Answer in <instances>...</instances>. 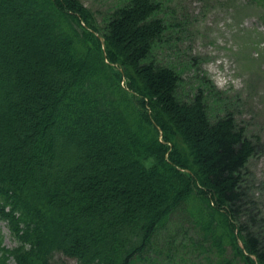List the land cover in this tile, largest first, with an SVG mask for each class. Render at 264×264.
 <instances>
[{
	"label": "trees",
	"instance_id": "trees-1",
	"mask_svg": "<svg viewBox=\"0 0 264 264\" xmlns=\"http://www.w3.org/2000/svg\"><path fill=\"white\" fill-rule=\"evenodd\" d=\"M161 13L119 0L100 26L81 0H0V219L18 243L0 264H187L182 250L264 264L245 178L259 145L153 60ZM39 29L54 55L32 78L26 33ZM139 178L152 187L136 195Z\"/></svg>",
	"mask_w": 264,
	"mask_h": 264
},
{
	"label": "rangeland",
	"instance_id": "rangeland-1",
	"mask_svg": "<svg viewBox=\"0 0 264 264\" xmlns=\"http://www.w3.org/2000/svg\"><path fill=\"white\" fill-rule=\"evenodd\" d=\"M81 1L102 26L103 17L119 0ZM160 1L167 31L153 52V60L179 74L184 97L205 94L212 120L230 113L236 124L244 128L247 137L258 143L260 149L250 159L245 178L250 194L258 203L259 214L264 217V0ZM26 35L29 41L24 59L30 66L32 78H37L34 61L52 60L53 46L42 29L37 34L29 32ZM207 80L215 90L203 85ZM137 180L130 184L136 195L151 189L150 183ZM191 206L193 208L192 203ZM0 236L2 246L9 249L17 246L1 220ZM180 254L178 262L185 259L187 264H194L196 256H192L196 253L193 250L190 253L182 250ZM55 264L77 262L57 256Z\"/></svg>",
	"mask_w": 264,
	"mask_h": 264
}]
</instances>
